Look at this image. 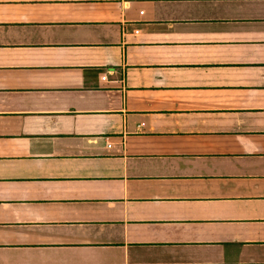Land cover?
Returning <instances> with one entry per match:
<instances>
[{
  "label": "crops",
  "instance_id": "1",
  "mask_svg": "<svg viewBox=\"0 0 264 264\" xmlns=\"http://www.w3.org/2000/svg\"><path fill=\"white\" fill-rule=\"evenodd\" d=\"M0 264H264V0H0Z\"/></svg>",
  "mask_w": 264,
  "mask_h": 264
}]
</instances>
